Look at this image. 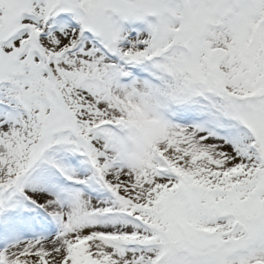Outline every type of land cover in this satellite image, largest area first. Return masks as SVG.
<instances>
[{
  "label": "snow or ice",
  "instance_id": "snow-or-ice-1",
  "mask_svg": "<svg viewBox=\"0 0 264 264\" xmlns=\"http://www.w3.org/2000/svg\"><path fill=\"white\" fill-rule=\"evenodd\" d=\"M0 264H264V0H0Z\"/></svg>",
  "mask_w": 264,
  "mask_h": 264
}]
</instances>
